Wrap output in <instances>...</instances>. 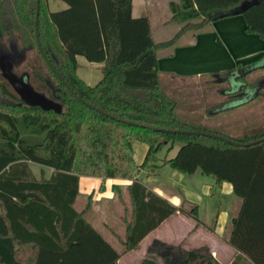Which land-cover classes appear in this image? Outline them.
I'll return each instance as SVG.
<instances>
[{
  "label": "trees",
  "instance_id": "16d2710c",
  "mask_svg": "<svg viewBox=\"0 0 264 264\" xmlns=\"http://www.w3.org/2000/svg\"><path fill=\"white\" fill-rule=\"evenodd\" d=\"M62 1L69 8L51 12L47 0H40L41 47L77 96L102 113L71 93L39 52L37 0H0V52L17 66L26 53L37 51L43 66H30V82L63 107L58 114L25 105L0 70V264H118L173 215L180 213L204 225L198 208L175 207L137 178L142 172L157 175L165 166L231 184L242 201L231 234L224 239L238 253L232 264H264V142L237 147L175 131L206 132L242 144L261 140L264 133L231 137L190 123L164 89L158 54L187 33L240 15L247 33L264 42V0H194V8L174 14L171 22L180 29L172 40L161 43L155 42L147 16H132V0ZM78 57L104 65L99 83L90 86L78 76ZM263 60L264 49L262 57L221 75L235 73L241 83L233 97L249 88V75L264 70L258 66ZM135 143L148 147L141 165L135 159ZM176 145L180 149L174 158L159 156ZM31 164L51 169V177L37 179ZM81 177L132 181V216L125 219L122 252L88 221L85 212L77 210ZM149 255L158 256L163 264H221L207 246L186 251L156 241ZM142 264L157 262L146 258Z\"/></svg>",
  "mask_w": 264,
  "mask_h": 264
},
{
  "label": "crops",
  "instance_id": "0c3cea01",
  "mask_svg": "<svg viewBox=\"0 0 264 264\" xmlns=\"http://www.w3.org/2000/svg\"><path fill=\"white\" fill-rule=\"evenodd\" d=\"M47 4L51 12H61L69 8L62 0H47ZM194 7V0H132V16L136 19L147 16L155 42L161 43L170 41L174 37L157 40L155 24L161 28L165 27L164 29L171 27L170 24H175L171 19L178 10H189ZM246 26L244 17L240 15L214 22L201 32L183 35L173 47L159 51L160 73H168L173 79L200 78L207 74L221 76L235 70L238 65L262 57L264 49L262 38L248 34ZM85 61L88 62L85 58L78 57V76L88 85L94 86L103 77L104 65L88 62L91 66L100 69L102 74H99V71L97 73L95 68L83 74L79 68L80 63L84 64ZM134 151L136 159L135 145ZM145 152L147 154L148 149L143 148L141 154ZM168 167L171 168L165 166L160 172ZM160 172L157 175L142 172L137 178L149 191L175 207L198 208L199 219L204 225H198L196 220L180 213L173 215L150 233L136 251L124 255L118 264H128L129 256L133 254L142 264L149 255V248L156 241L178 246L186 251L207 246L221 264H232L238 253L224 239L230 236L232 225L229 224H232V220L239 214L242 205V201L234 194L232 185L218 184L214 178L210 177L211 180L205 178L209 176L201 172L190 175L196 177L194 180L174 173L177 181L164 184L158 177ZM183 182H186V189L179 190V185ZM206 184L211 187L207 194ZM131 185L132 181L128 180L106 181L97 177H81L79 184L77 210L85 212L88 221L120 252L123 251L122 240L127 234L125 219L132 216V198L129 191ZM214 190L218 192V199L222 195L229 198L226 206L219 203V200L215 202L211 200L214 197L212 195ZM205 196L212 197L209 198L207 205Z\"/></svg>",
  "mask_w": 264,
  "mask_h": 264
},
{
  "label": "rangeland",
  "instance_id": "374dc122",
  "mask_svg": "<svg viewBox=\"0 0 264 264\" xmlns=\"http://www.w3.org/2000/svg\"><path fill=\"white\" fill-rule=\"evenodd\" d=\"M171 27L159 26L155 24L154 31L157 40H168L175 36L179 31L180 26L177 24H170ZM82 59V57H80ZM86 62V61H85ZM31 65L43 66L41 58H39L37 51L26 53V59L23 63L14 67V73L18 76L24 73L32 74ZM80 71L85 74L91 72L94 68L102 74L101 70L91 66L88 62L80 63ZM259 67L264 66V60L258 64ZM46 70V68H45ZM172 75L168 73H161V81L166 92L172 95L179 103L178 113L187 119L190 123L206 125L215 128L214 130L220 131L231 137H243L246 135H256L264 133V87L258 93L260 97H256L251 102H241L242 98H246L248 95L256 94V86L259 83L264 84V70L257 71L246 78V83L249 86L245 89V93L241 96L233 97L232 94L239 91L241 85H236L230 81L221 82L226 76H215L214 74H207L200 78L195 77H181L173 79ZM251 86V87H250ZM236 88L238 90L236 91ZM244 98V99H245ZM4 103H10L6 98H3ZM243 105V106H242ZM136 159L139 164L143 163L145 154H141V150H147L148 147L142 143H135ZM180 146L176 145L172 150L168 148L160 152L161 158L167 157L168 159L174 158L179 151ZM31 169L34 176L37 179H48L52 174V170L39 166L37 164H31ZM180 174V176H186V178H193L195 176L183 175L179 171L171 168H165L160 172L159 179L164 184L170 181H177L173 174ZM173 175V176H172ZM201 176V175H199ZM209 178L210 177H205ZM207 179V180H209ZM107 179L106 181H108ZM186 182H183L180 189H186ZM206 194L211 187L206 184ZM218 192L213 191L212 198L214 202L219 200V203L227 205L229 198L220 196L218 199ZM211 196V195H210ZM208 196H205V203L207 205ZM237 198V197H236ZM231 225V224H229ZM228 232L226 233V235ZM117 245V244H115ZM116 247V246H115ZM121 249V248H120ZM130 260L128 264H140L135 254L129 256ZM146 258L154 260L157 264H163V261L158 256L148 255ZM145 258V259H146Z\"/></svg>",
  "mask_w": 264,
  "mask_h": 264
},
{
  "label": "water",
  "instance_id": "95a60500",
  "mask_svg": "<svg viewBox=\"0 0 264 264\" xmlns=\"http://www.w3.org/2000/svg\"><path fill=\"white\" fill-rule=\"evenodd\" d=\"M254 3H257V0ZM250 5H251V3L244 4L243 8L246 9ZM39 8H40V0H37V16H36V21H35V36H36V42H37V47L39 49V52L41 53L42 57L47 62V64L50 66V68L63 81V83L66 86V88L71 93H73L75 96H77V94L71 89V87L61 77V75L56 71V69L51 64V62L48 60L47 56L45 55V53H44V51H43V49L41 47L40 39H39V29H38V25H39ZM7 59H8V56H6L5 54H0V70L2 72L3 78L9 82V84L12 86L13 90L16 92V94L22 100V102L25 105L30 106V107H39L45 112L54 111V112H56L58 114H61L62 111H63L62 105L60 103L50 99L45 94L36 91L35 88L32 86V84L30 82V74L29 73H24L21 76L16 75L14 73V67H15L14 63L12 61H10V60H7ZM224 81H230L232 83H236V85H238V84L241 85V83L237 82V78H236L235 73H231V74L227 75L224 79H221V82H224ZM263 87H264L263 83L258 84L256 86V90H257L256 94L248 95L243 102L244 103L250 102L253 98H255L259 94L258 91H260ZM237 90H238V88H236V91ZM77 98L79 100H81L84 104H86L89 108L95 109L98 112L102 113L101 110H99L96 107H94L93 105L87 103L82 98H80L78 96H77ZM109 117H111L114 120L129 124V125L138 126V124H135V123H132V122L118 120L117 118H115V117H113L111 115H109ZM141 127H146V126L142 125ZM154 130L155 131H161L160 129H157V128H154ZM175 133L194 134V135H199V136L210 137V138H213V139L221 140L223 142H227V143H229L231 145H234V146H237V147H251V146L258 145V144L264 142V138H263L261 140L255 141V142L242 144V143H237V142H235L233 140L227 139V138H225L223 136H219V135L211 134V133H206V132L175 131Z\"/></svg>",
  "mask_w": 264,
  "mask_h": 264
},
{
  "label": "flooded vegetation",
  "instance_id": "af4514ba",
  "mask_svg": "<svg viewBox=\"0 0 264 264\" xmlns=\"http://www.w3.org/2000/svg\"><path fill=\"white\" fill-rule=\"evenodd\" d=\"M0 54H4V53H2V52H0ZM7 60H10V57H8V59ZM239 83V82H238ZM240 89H241V87H240ZM248 89V88H247ZM241 95H243L242 93L241 94H239L238 96H241ZM236 97V96H235Z\"/></svg>",
  "mask_w": 264,
  "mask_h": 264
}]
</instances>
